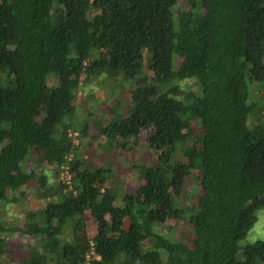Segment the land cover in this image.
<instances>
[{
	"label": "trees",
	"instance_id": "16d2710c",
	"mask_svg": "<svg viewBox=\"0 0 264 264\" xmlns=\"http://www.w3.org/2000/svg\"><path fill=\"white\" fill-rule=\"evenodd\" d=\"M97 76L124 89L106 113L80 99ZM254 84L264 94V0H0V261L264 264V241L244 242L264 209ZM77 103L103 153H156L124 163L135 192L84 165L96 136ZM25 191L36 208L17 228L4 208Z\"/></svg>",
	"mask_w": 264,
	"mask_h": 264
},
{
	"label": "rangeland",
	"instance_id": "374dc122",
	"mask_svg": "<svg viewBox=\"0 0 264 264\" xmlns=\"http://www.w3.org/2000/svg\"><path fill=\"white\" fill-rule=\"evenodd\" d=\"M188 0H178L179 7H184L187 4ZM121 92H124V89L122 87H119L115 82L110 81L109 79H104L103 77H95L93 80H91L90 84H87L86 86H83L82 90L80 91V99H85V96H89V101L91 100V106L93 110H98L99 106L102 108L103 113H106L107 107H110L117 96L121 94ZM254 94L258 97L259 95L264 98L263 94V88L257 86V84H254L250 86V99L251 101H258ZM128 97V95H126ZM90 102H87V105H89ZM105 105V106H103ZM126 105V102L123 104V106ZM103 106V107H102ZM89 106H86V104L77 103L76 109L80 112H85L83 114V118L86 122H88L89 130L92 133L91 135H95V129L91 125V122L93 121L92 116L88 114L90 111ZM108 116H106L107 118ZM146 131L141 132V140H145L146 137ZM96 136V135H95ZM88 138H90L88 136ZM91 143L93 144V148L84 150L83 155V163L84 165H89V167H104L107 168V173L109 176L112 177V179L117 180L116 184L119 185L120 188V196L127 194V193H133L137 189V183L135 182L134 177L130 175L128 172V167L124 163H127L129 159H133L134 157H139L141 160L145 161L146 163L150 160H155L156 153H150L149 150H140L137 153L133 152H127L124 150L116 149L115 145L112 146L111 149H108L107 152H102L100 149V145L106 142V140L102 137H97L95 139H90ZM114 141H108L107 144H111ZM107 145V146H108ZM135 162V160H132ZM28 166H31L29 163ZM45 173L48 176V180L52 181V172L50 167L44 166ZM120 200L118 201L117 205H120ZM35 200L31 197L28 191H25L24 196V202H19L18 204H9L7 205L5 209V218H2V220L7 221L12 225L17 226V228H23L24 225V214L23 210L26 208L29 210H35ZM2 211V210H1ZM0 211V213H1ZM86 218V225L87 229L92 233V221L89 217L88 213H85ZM257 222L254 225V227L251 229L250 233L248 234L246 240L244 242L247 243H253L255 241H264V209L259 211L257 213ZM167 228H169V224L166 225ZM173 229L168 230L173 238H185L188 243H190L192 239V233L188 230V227L185 225V223L181 222H173L172 224ZM166 232V229H163V233ZM25 242L28 244L30 241V238L27 236H23V238L19 239L18 242ZM13 243V242H11ZM31 243V242H29ZM28 257V250L27 249H15L13 248V251H11V254L8 256H5L2 261H0V264H19V261H17V258H27Z\"/></svg>",
	"mask_w": 264,
	"mask_h": 264
},
{
	"label": "built area",
	"instance_id": "2783aa9c",
	"mask_svg": "<svg viewBox=\"0 0 264 264\" xmlns=\"http://www.w3.org/2000/svg\"><path fill=\"white\" fill-rule=\"evenodd\" d=\"M63 178V180L65 181V183L67 182L68 183V180H69V175L67 174V171L65 170V173H63L61 175V179Z\"/></svg>",
	"mask_w": 264,
	"mask_h": 264
}]
</instances>
